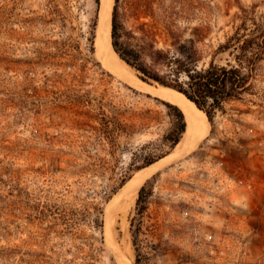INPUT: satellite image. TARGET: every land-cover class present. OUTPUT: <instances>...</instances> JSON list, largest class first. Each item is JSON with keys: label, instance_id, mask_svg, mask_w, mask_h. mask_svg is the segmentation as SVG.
Listing matches in <instances>:
<instances>
[{"label": "rangeland", "instance_id": "374dc122", "mask_svg": "<svg viewBox=\"0 0 264 264\" xmlns=\"http://www.w3.org/2000/svg\"><path fill=\"white\" fill-rule=\"evenodd\" d=\"M134 3L139 18L122 16L127 30L173 14L179 30L207 28L200 67L239 26L264 29V0ZM100 4L0 0V264H134L137 196L127 209L119 199L147 162L164 158L141 182L152 192L139 236L150 263L264 264V61L254 104L226 106L211 134L171 156L164 100L115 78L94 54L110 76L86 63ZM108 188L115 193L101 202Z\"/></svg>", "mask_w": 264, "mask_h": 264}, {"label": "trees", "instance_id": "16d2710c", "mask_svg": "<svg viewBox=\"0 0 264 264\" xmlns=\"http://www.w3.org/2000/svg\"><path fill=\"white\" fill-rule=\"evenodd\" d=\"M92 1L98 8L100 0ZM122 16L126 19L131 17L138 20L139 12L135 9L134 0H113L110 37L111 46L116 55L134 71L135 76L141 82L150 86L168 88L182 94L205 115L210 126V134L214 130L217 113L225 115L226 106L254 104L252 100L247 99L254 98L258 94L256 82L261 63L264 61V29L260 32L258 30L247 32V29H241L239 26L231 36L226 38L224 43L211 51L207 66L203 64L200 67L199 64L206 52L205 48H209L204 43L209 35L207 28H193L190 32L179 30L176 23L181 16L173 14L164 16L161 26L156 21L136 22L132 26L134 31H130L125 28ZM183 19L188 20L189 18L183 17ZM95 28L96 21L93 23L91 37L87 40L89 47L86 63L98 68L102 77L110 76L109 72L108 74L101 69L99 62L93 57V54L95 55ZM160 43L162 46H159ZM72 51H78V47L73 46ZM225 53L233 63L227 59L224 65L215 64L214 57ZM159 103L170 120L164 141L169 149H173L180 142L186 130L185 118L178 106L160 100ZM232 110L236 111L237 115L248 112L239 107H233ZM101 114L107 117L103 110ZM153 163L154 161L147 162L144 167ZM114 193V188H108L101 192L99 199L106 203ZM151 195V190H147L145 185L139 188L135 202V215L129 220L134 264H151L150 256L142 252L139 244L143 217ZM91 205L93 209L97 207V203ZM82 211L90 214L88 208ZM65 217L67 215L63 218ZM93 223L98 229L103 228L100 211L94 216Z\"/></svg>", "mask_w": 264, "mask_h": 264}, {"label": "bare ground", "instance_id": "6f19581e", "mask_svg": "<svg viewBox=\"0 0 264 264\" xmlns=\"http://www.w3.org/2000/svg\"><path fill=\"white\" fill-rule=\"evenodd\" d=\"M112 3H113V0H101L97 32H96L95 43H94L95 57L100 62L103 69H105L115 78L125 83H128L129 85L133 86L137 90L147 92L159 99L170 102L178 106L181 109V111L183 112L184 118H185V122H186V130H185V133L182 139L174 148L175 153H173L171 156H173L174 154L181 155L182 153L190 150L193 146H195L194 144L196 140H199L207 133L209 129L208 121L205 115L201 111H199L190 101H188L182 94L174 90L168 89V88H164L160 86L152 87V86H149L141 82L140 80L136 78L134 71L129 66H127L122 60L119 59V57L116 55V53L114 52L111 46L110 13H111V8H112ZM163 160H165V158L148 166L145 169H142L141 171L138 172L139 175L137 177L135 176V178L129 181V183L126 186L127 187V191H125L126 193H124L123 196L120 195L122 198L119 199V200H122L125 197V200H124L125 202L123 203L124 208L127 209V207L131 206L129 205V203L130 204L132 203L133 205L135 198L137 196L138 190L141 186V182L151 173V171H153L155 168H158L159 166H157V164H159ZM116 206H119V205L117 204ZM120 209L122 210L123 208L122 207L117 208V210L122 212V214L124 213L123 211L126 210V209H123L121 211ZM110 221L111 219H109V221L107 220L106 222V225H105L106 230H109Z\"/></svg>", "mask_w": 264, "mask_h": 264}, {"label": "water", "instance_id": "95a60500", "mask_svg": "<svg viewBox=\"0 0 264 264\" xmlns=\"http://www.w3.org/2000/svg\"><path fill=\"white\" fill-rule=\"evenodd\" d=\"M185 133V132H184Z\"/></svg>", "mask_w": 264, "mask_h": 264}]
</instances>
